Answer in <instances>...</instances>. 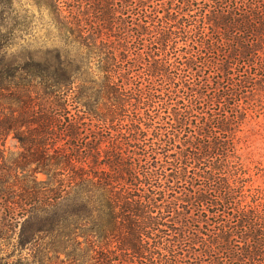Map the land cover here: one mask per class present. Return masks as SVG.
I'll list each match as a JSON object with an SVG mask.
<instances>
[{
  "label": "trees",
  "instance_id": "trees-1",
  "mask_svg": "<svg viewBox=\"0 0 264 264\" xmlns=\"http://www.w3.org/2000/svg\"><path fill=\"white\" fill-rule=\"evenodd\" d=\"M35 2L52 47L0 12V264H264V0Z\"/></svg>",
  "mask_w": 264,
  "mask_h": 264
},
{
  "label": "rangeland",
  "instance_id": "rangeland-1",
  "mask_svg": "<svg viewBox=\"0 0 264 264\" xmlns=\"http://www.w3.org/2000/svg\"><path fill=\"white\" fill-rule=\"evenodd\" d=\"M1 11L7 19L14 18L16 22L23 19L26 21L23 25L15 26L16 34L23 36L16 44L17 48L30 44L33 47L42 44L45 47H52L58 44L57 39L48 38L49 34H57V29L50 21L52 14L48 8L39 7L35 0H0ZM12 23L13 21L10 25ZM237 109V154L255 185H264V89L242 97ZM7 146L14 152L20 150L19 142L12 135L7 139ZM39 177L45 178L43 174Z\"/></svg>",
  "mask_w": 264,
  "mask_h": 264
}]
</instances>
